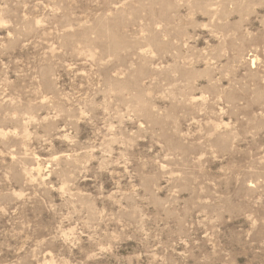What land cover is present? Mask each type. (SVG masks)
<instances>
[{
  "label": "rangeland",
  "instance_id": "rangeland-1",
  "mask_svg": "<svg viewBox=\"0 0 264 264\" xmlns=\"http://www.w3.org/2000/svg\"><path fill=\"white\" fill-rule=\"evenodd\" d=\"M0 264H264V0H0Z\"/></svg>",
  "mask_w": 264,
  "mask_h": 264
}]
</instances>
